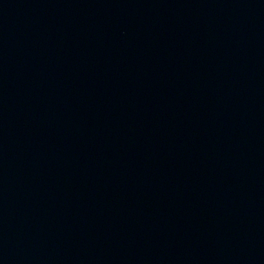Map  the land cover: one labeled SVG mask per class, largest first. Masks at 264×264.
Wrapping results in <instances>:
<instances>
[{
  "label": "water",
  "instance_id": "95a60500",
  "mask_svg": "<svg viewBox=\"0 0 264 264\" xmlns=\"http://www.w3.org/2000/svg\"><path fill=\"white\" fill-rule=\"evenodd\" d=\"M0 264H264V0H0Z\"/></svg>",
  "mask_w": 264,
  "mask_h": 264
}]
</instances>
